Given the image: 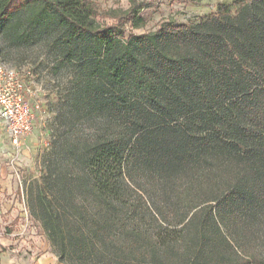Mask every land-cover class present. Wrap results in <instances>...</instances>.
Returning <instances> with one entry per match:
<instances>
[{"label":"trees","instance_id":"obj_1","mask_svg":"<svg viewBox=\"0 0 264 264\" xmlns=\"http://www.w3.org/2000/svg\"><path fill=\"white\" fill-rule=\"evenodd\" d=\"M142 7L100 27L91 0H0L4 41L48 36L83 66L65 104L96 121L38 218L64 264H264V0L126 36Z\"/></svg>","mask_w":264,"mask_h":264},{"label":"rangeland","instance_id":"obj_2","mask_svg":"<svg viewBox=\"0 0 264 264\" xmlns=\"http://www.w3.org/2000/svg\"><path fill=\"white\" fill-rule=\"evenodd\" d=\"M91 1L96 9L95 23L100 27L118 23V16L129 8L131 2L143 4L139 12L143 25L140 28H132L130 24H126L127 36L130 32L142 34L153 31L163 23L179 25L197 21L213 14L219 4L232 5L234 0ZM35 40L37 39L10 44L0 36V65L28 70L33 86L39 88L41 100L38 122L18 153L17 159L12 156L14 151L7 147L4 132L0 127V173L5 171L14 176L15 198L27 213L25 230L17 229V232L13 233V227H9V224L5 223L1 226L0 249L4 252L5 258L13 264H30L41 258L47 260L49 264H64L58 260L55 247L49 241L38 218L36 195L42 186L47 194L52 190L51 186L49 189V185H43V177L48 170L64 171L67 178L76 177V173L74 174L76 159L67 148L69 145H75L76 155L79 146L97 132V128L95 123L93 125L95 119L85 116L76 117L71 114L70 105L65 104V89L72 90L78 79L86 74L83 66L60 62L63 52L54 39L45 36ZM82 192L80 190V194ZM140 193L142 191L135 188L133 198ZM56 205L62 215L69 218L74 214V211L65 206L62 200H59V203L56 200ZM148 226L146 223L142 230H146ZM24 231H29L28 236H32L29 237L31 243L28 245L21 243L20 237L23 236ZM130 238L128 236V239ZM111 246H114V242ZM140 251L141 248L133 250L130 254L126 253L125 256L133 263H148L150 259L148 256L141 257ZM28 255L33 261H25Z\"/></svg>","mask_w":264,"mask_h":264},{"label":"built area","instance_id":"obj_3","mask_svg":"<svg viewBox=\"0 0 264 264\" xmlns=\"http://www.w3.org/2000/svg\"><path fill=\"white\" fill-rule=\"evenodd\" d=\"M40 101L39 88L33 86L28 70L0 65V124L15 159L35 129Z\"/></svg>","mask_w":264,"mask_h":264},{"label":"crops","instance_id":"obj_4","mask_svg":"<svg viewBox=\"0 0 264 264\" xmlns=\"http://www.w3.org/2000/svg\"><path fill=\"white\" fill-rule=\"evenodd\" d=\"M0 127L2 128L1 124ZM3 130V128H2ZM4 132V130H3ZM4 137L6 139L7 147L10 148L9 140L4 133ZM28 138V137H27ZM26 138V139H27ZM24 140L22 144V148L25 144ZM11 149V148H10ZM15 178L11 173H7L2 171L0 173V228L3 224H9V227H13V233L17 232V229L25 230L27 220V213L24 208L21 207L20 202L15 198ZM29 231H24V234L21 238V243L24 245H28L31 243L29 239L32 236H28ZM30 237V238H29ZM16 243V241L14 242ZM21 245V244H20ZM25 261H33L30 259L28 255ZM0 264H13L12 261H8L4 256V252L0 249ZM30 264H49V262L43 258L39 259L36 262H31Z\"/></svg>","mask_w":264,"mask_h":264}]
</instances>
